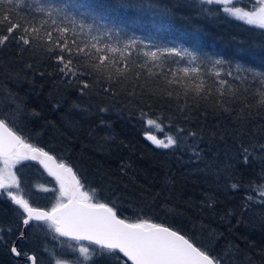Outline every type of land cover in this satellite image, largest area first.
I'll use <instances>...</instances> for the list:
<instances>
[{"label":"trees","instance_id":"obj_1","mask_svg":"<svg viewBox=\"0 0 264 264\" xmlns=\"http://www.w3.org/2000/svg\"><path fill=\"white\" fill-rule=\"evenodd\" d=\"M49 4L67 5L77 16L70 40L92 42L87 25L96 16L123 29L125 40L139 37L145 47L129 68L119 65V72L111 66L97 70L92 65L98 61L81 58L76 70L85 75L69 82L49 59L47 45L0 44V108L11 113L20 104L29 114L14 130L73 166L82 182L103 188L121 218L166 225L196 246L213 249L223 264H264V202L252 201L255 188L264 185V85L251 72L236 71L240 65L264 72V29L226 17L217 5L200 0H43L42 5L0 0V35L9 26L4 16L36 27L47 21L41 35L53 30V19L72 28L62 15H48ZM41 6L45 11H39ZM235 6L253 10L249 0ZM81 12L87 14L81 17ZM158 44L223 59L241 78L226 76V63L216 69L219 77L208 66L199 76L177 72V82L171 83V70L196 65L167 53L158 62L142 55ZM80 81L89 85L83 94ZM149 118L176 137L178 146L162 149L149 141ZM21 163L18 172L28 188L38 178L54 179L37 162ZM19 221L16 208L0 198V264H21L10 252ZM30 233L31 226L26 237ZM34 252L38 264H44Z\"/></svg>","mask_w":264,"mask_h":264},{"label":"snow or ice","instance_id":"obj_2","mask_svg":"<svg viewBox=\"0 0 264 264\" xmlns=\"http://www.w3.org/2000/svg\"><path fill=\"white\" fill-rule=\"evenodd\" d=\"M37 2L43 4V0ZM243 2L244 0H200L201 4L217 5L226 17H234L238 21L264 29V0H249L252 11L235 6ZM48 7L50 17L53 13L62 15L73 27H60L53 19L52 25L55 26L53 30L45 31L41 35V28L48 23L47 21L36 27L32 21L13 23L8 16H4V21H7L9 26L6 28V34L0 35V44L15 40L18 45L22 44L28 48L33 45L38 47L47 45L49 59L57 65L59 73L69 82L80 80V77L85 75L76 70L81 58H94L98 63L92 67L97 70L108 69L111 66L119 72V65H123L125 70L129 68L133 63V56L141 55V50L145 47L139 37L131 35L125 40L122 38L123 29L109 27L96 16L92 17L94 23L87 25L92 42L82 43L75 38L70 40L69 33H74L77 16L68 11L67 5L54 7L49 4ZM39 11H45V8L41 6ZM86 14L81 12L80 16ZM79 26L81 30L85 27L82 22ZM93 30L96 35H92ZM118 33L121 35H117ZM41 41L43 43H40ZM155 48V51H142V55L152 62H158L167 53L179 57L180 60L187 57L189 65H196L171 70L174 77L171 83L177 82L175 80L177 72L183 73L184 76H189L190 73L199 76L201 67L208 66H211L209 71L219 77L221 73L216 69L224 67L227 63L223 59H214L207 54L196 53L184 47L158 44ZM180 60L176 63L178 64ZM147 63L146 60L144 66H147ZM227 68L229 70L225 72L226 76L241 78L234 75L231 63H227ZM236 71L251 72L253 78H259L264 85V72H256L240 65L236 66ZM136 75L139 76V72ZM80 83V91L83 94L89 85L83 81ZM219 83L224 85L226 81L220 80ZM103 90L107 92L110 89ZM199 90L198 86L197 91ZM260 95L261 102L264 103V92ZM27 115L29 114L23 111L20 104H16L11 113L0 108V198L6 199L16 208V214L20 218L18 239H26L25 230L33 222L47 225L55 241L50 252L49 264H85V261L88 264H97V261L101 264H223V257L214 255L213 249L197 247L192 239L170 227L143 218H137L134 222H129L127 218L121 219L115 202L103 188H92L82 182L73 166L64 161L58 162L49 151L30 142L29 137L14 130L21 127ZM147 124L156 131L164 130V126L155 120L149 119ZM146 138L157 148L169 149L178 146L177 138L171 135L161 139L150 132L146 134ZM261 149L264 150V146H261ZM244 153L247 162L248 150L244 149ZM193 154L199 157V153ZM21 162H37L55 179L57 188L43 190L45 196L48 194L55 196V203L47 210L33 206L30 192L26 196L21 177L17 175L20 169L16 166L23 167ZM3 231L4 229H0V242H3ZM7 231L11 232L12 229L9 228ZM45 251L49 250L46 248ZM10 252L16 257L23 255L30 264H38L36 255H29L15 245L10 248Z\"/></svg>","mask_w":264,"mask_h":264},{"label":"rangeland","instance_id":"obj_3","mask_svg":"<svg viewBox=\"0 0 264 264\" xmlns=\"http://www.w3.org/2000/svg\"><path fill=\"white\" fill-rule=\"evenodd\" d=\"M149 119H151V118H149ZM155 121L160 123L158 120H155ZM149 130H150V132H152V134L157 135L158 138H161V139H163L165 136H168L165 133V130H163V132H159V131H156L154 129H151L150 127H149ZM18 166L19 165H17L16 167L18 168ZM17 175L20 176L19 172H17ZM21 180H22V188L24 189L26 196L29 192L31 193L33 205L36 204V206H39L37 203L43 202V204H42L43 207L45 206L46 208H50L51 205L53 203H55V196L54 195L48 194L47 196H45L43 194V190L45 188L52 189V188L58 187V185L55 182V179L50 181V180H46L43 177L38 178L33 182V185H31L30 188H28L26 186V184L23 183L22 177H21ZM262 192H264V185L261 186V189L255 188L254 193H253L254 194V197H253L254 200H252V201L257 202V203L264 202V195H262ZM37 193H39L40 195H37ZM52 235L53 234L50 232L47 225H45L43 223L38 224L36 222H33L31 225L30 236H27L26 239L22 240L20 243H23V247L26 249V251L28 250L29 252L32 251L31 248L34 249V247H35L34 251L39 252L38 259H40V261L44 264H49L50 252H51V250L54 246V243H55V241H53V239H52ZM211 239H212V237H211ZM45 242L48 243V246L45 247V249L47 248L49 251H45V249H44V243ZM85 243H87V242H85ZM1 244H3V243L0 242V245ZM65 247H67V244H65ZM34 251H32V252L35 254ZM23 262L24 261H21L20 263L23 264ZM85 264H88V262L85 261ZM97 264H101V262L97 261Z\"/></svg>","mask_w":264,"mask_h":264},{"label":"flooded vegetation","instance_id":"obj_4","mask_svg":"<svg viewBox=\"0 0 264 264\" xmlns=\"http://www.w3.org/2000/svg\"><path fill=\"white\" fill-rule=\"evenodd\" d=\"M16 241H17V248H18V249H21L20 242H21L22 240H20V239L17 238ZM23 252H27L28 254L31 253V252H29L28 250H27V251H23ZM17 259H19L20 261H24V263L29 264V261L26 260V259H24V258H23V255H22L21 257L17 258Z\"/></svg>","mask_w":264,"mask_h":264},{"label":"water","instance_id":"obj_5","mask_svg":"<svg viewBox=\"0 0 264 264\" xmlns=\"http://www.w3.org/2000/svg\"><path fill=\"white\" fill-rule=\"evenodd\" d=\"M50 154H52V153H50ZM52 155H54V154H52ZM55 156V155H54ZM56 157V156H55ZM57 158V157H56ZM57 161L58 162H60V160L57 158ZM42 166V165H41ZM43 167V166H42ZM46 170V169H45ZM47 171V170H46ZM44 208V207H43ZM46 210H47V208H45ZM121 218V217H120ZM121 219H123V218H121ZM164 226H166V225H164ZM166 227H168V226H166ZM172 230H174V229H172ZM174 231H176V230H174ZM25 235H26V230H25ZM183 235V234H182ZM13 245H15L16 247H17V241H15L14 242V244ZM12 245V246H13ZM198 247V246H197ZM29 255H33V253H30ZM35 255V254H34ZM13 256L14 257H16L14 254H13ZM16 258H19V257H16ZM24 258V257H23ZM25 259V258H24ZM29 264H30V261H29Z\"/></svg>","mask_w":264,"mask_h":264}]
</instances>
